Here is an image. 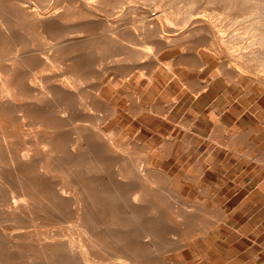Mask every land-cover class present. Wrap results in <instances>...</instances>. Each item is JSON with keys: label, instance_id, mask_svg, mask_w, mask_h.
Returning <instances> with one entry per match:
<instances>
[{"label": "bare ground", "instance_id": "obj_1", "mask_svg": "<svg viewBox=\"0 0 264 264\" xmlns=\"http://www.w3.org/2000/svg\"><path fill=\"white\" fill-rule=\"evenodd\" d=\"M69 1L74 3L78 15L70 14L65 9L67 7L65 12L54 7L41 14L37 6L20 3L11 6L19 23L22 18L23 21L29 20L35 31L55 40L50 49L38 50L37 46L33 48L35 44L25 46L28 39L24 37L23 26L14 27L8 19L0 17V127L7 131L0 133V253L19 260L44 259L43 262L46 260L48 264H100L94 260L97 256L108 258L111 264H179L170 262L164 252L155 255V235L159 233V225L155 226V211L152 210L151 192L154 188L148 189L141 184L140 175L143 172L137 168L133 171L125 162L118 160L111 148L116 150L121 147L105 130L106 123L118 115L117 106L103 94V77L110 69L124 74L123 79L110 77L109 83L116 89L125 87L134 75L147 87L155 83V33L160 32L159 23L155 24V20L159 16L150 14L153 16L150 18L149 15L152 25L137 22L130 28L128 24L133 22L130 19L132 15L130 18L116 15L117 18L109 22L96 12L98 8L95 10L92 7L106 0ZM126 1L132 3L138 0ZM210 1H226L232 6L246 5L258 13L257 29H261L264 41V0ZM165 12L166 9H161L158 14L163 16ZM196 28L206 29V26L199 24ZM124 36L134 40L139 48L131 44L132 48L124 52L123 57L119 56V61L123 62L116 65L104 63L103 58L101 60L96 54L95 40L101 39L102 42L103 39L107 41ZM90 72H94L99 80L93 85V90L88 91L83 84ZM149 93L154 96L153 92ZM126 96L131 100L126 109L134 117L143 112L155 113V102L150 106L144 105L142 94L126 91ZM173 104L175 100L163 105L165 118H169ZM78 121H91L94 130L85 123V126L77 127ZM215 122V129L221 130L222 123L219 120ZM192 126L193 123H189L188 130ZM119 128L121 126L111 132H117ZM75 132L77 137L73 135ZM132 142L138 141L133 139ZM143 145L147 147L145 143ZM90 152L102 163L111 160L114 161L112 163L123 164L118 163L120 166L113 171V177L107 178L97 174ZM151 153L148 149L147 157ZM145 162H148L147 158ZM99 167L102 171L107 168L105 165ZM143 168L147 181L153 182L150 176L155 175V167L145 163ZM199 190L211 196L210 190L202 185ZM198 207L200 211L204 209L203 206ZM180 214L190 230L189 234L207 233V226L195 225L196 212L183 210ZM181 241L172 246H181Z\"/></svg>", "mask_w": 264, "mask_h": 264}, {"label": "rangeland", "instance_id": "obj_2", "mask_svg": "<svg viewBox=\"0 0 264 264\" xmlns=\"http://www.w3.org/2000/svg\"><path fill=\"white\" fill-rule=\"evenodd\" d=\"M62 2L0 0V10L6 13L4 16L0 11V17L2 20L8 19L14 27L23 26L24 37L28 39L25 46L32 47L35 44L33 48L37 46L38 50L50 49V44L55 40L35 31L29 20L23 21L22 18L19 23L11 6L14 3L37 6L41 14L59 7L64 12L66 9L70 14L78 15L74 3L69 0ZM92 7L98 8L96 12L109 22L118 15H126V18L132 15L130 19L133 22L128 24L130 28L137 22L152 25L149 15L159 16L155 20V24L158 22L160 26V32L155 33V83L147 87L144 81H137V75H134L125 87L116 89L109 83L110 77L123 79L124 74H118L112 68L103 77V94L118 109V115L105 125L106 132L121 147L111 150L116 152L119 161L125 162L133 171L137 168L143 172L140 175L143 186L154 188L151 192L152 210L155 211V226L159 225V233L155 235V255L164 252L170 262L179 264H264V44L260 47L264 41L261 39V29H257L259 14L246 5L232 6L226 1L213 3L210 0H138L132 3L106 0ZM73 8L75 11L71 10ZM129 9L131 13L127 14ZM161 9H166L163 16L158 14ZM192 12L195 15H190ZM205 19L207 21H201ZM253 19H256L255 23ZM199 24H205L206 29H197L196 25ZM247 29H250L248 33ZM127 38H109L102 42L101 39L95 40L96 54L109 65L123 62L119 59L125 55L124 52L134 46L139 48L134 40ZM236 45H240V48ZM93 73L90 72L85 78L86 83L83 82L85 90H93V85L99 80ZM126 91L142 94V103L146 106L155 102V113L143 112L138 117L131 115L126 109L131 104ZM149 92H153L154 96ZM171 100H175V105L166 119L163 105ZM214 118L220 119L221 130L215 129ZM80 122H76L77 127L85 123L94 130L91 121ZM189 123H193L192 130L187 128ZM118 126L121 128L116 133L111 132ZM4 132L7 131L0 127V133ZM77 134L75 132L73 135L77 137ZM133 139L138 142H132ZM147 148L152 151L148 157ZM90 153L93 161L89 160L94 162L97 174L107 178L113 177V171L123 164L112 163L114 161L111 160L102 163L101 159H95ZM146 158L148 162H145ZM145 163L155 167V175L150 176L153 182L147 181L145 170L142 169ZM104 165L107 168L102 171L99 166ZM116 176L119 177L118 174ZM201 185L210 190L211 196L200 192ZM198 206L204 209L200 211ZM183 210L196 212L194 223L208 227L205 235L189 234L190 230L180 214ZM178 240H182L181 246H172ZM1 254L0 264H48L46 260L43 262L44 259H38L40 262L19 260ZM104 258L97 256L94 260L100 264L112 263Z\"/></svg>", "mask_w": 264, "mask_h": 264}, {"label": "crops", "instance_id": "obj_3", "mask_svg": "<svg viewBox=\"0 0 264 264\" xmlns=\"http://www.w3.org/2000/svg\"><path fill=\"white\" fill-rule=\"evenodd\" d=\"M205 87H206V86H205ZM205 87H204V88H205ZM174 105H175V104H173L172 108H170V110H169L170 113L168 112V113H169V114H168V117L170 116V114H171V112H172V109H173ZM215 118H216V117H215ZM215 118H214V120L216 121ZM166 119H168V118H166ZM219 121H220V119H219ZM220 122H221V121H220ZM215 123H216V122H215ZM215 123H214V126H215ZM191 130H192V129H191Z\"/></svg>", "mask_w": 264, "mask_h": 264}]
</instances>
